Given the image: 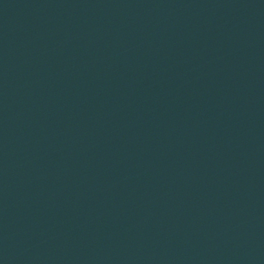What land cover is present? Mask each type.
Wrapping results in <instances>:
<instances>
[{
    "label": "water",
    "instance_id": "95a60500",
    "mask_svg": "<svg viewBox=\"0 0 264 264\" xmlns=\"http://www.w3.org/2000/svg\"><path fill=\"white\" fill-rule=\"evenodd\" d=\"M0 264H264V0H0Z\"/></svg>",
    "mask_w": 264,
    "mask_h": 264
}]
</instances>
